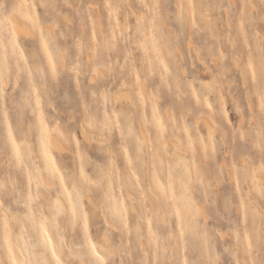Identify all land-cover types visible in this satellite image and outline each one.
<instances>
[{"label":"clouds","instance_id":"obj_1","mask_svg":"<svg viewBox=\"0 0 264 264\" xmlns=\"http://www.w3.org/2000/svg\"><path fill=\"white\" fill-rule=\"evenodd\" d=\"M0 264H264V0H0Z\"/></svg>","mask_w":264,"mask_h":264}]
</instances>
